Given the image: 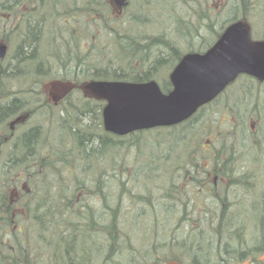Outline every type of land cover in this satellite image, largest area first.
I'll return each mask as SVG.
<instances>
[{
    "label": "rangeland",
    "instance_id": "obj_1",
    "mask_svg": "<svg viewBox=\"0 0 264 264\" xmlns=\"http://www.w3.org/2000/svg\"><path fill=\"white\" fill-rule=\"evenodd\" d=\"M2 1L16 7L21 2ZM57 2L51 16L58 23L57 39L44 43L45 54L22 49L18 39L11 40L5 58L0 59L1 75L7 78L1 82L5 90L32 85L38 90V83L30 76L45 73L52 77L62 68L68 78L77 76L80 81L115 76L127 81L149 78L168 91L169 73L178 58L191 50H205L213 41L203 37L207 29L221 31L240 18L244 6L253 38L264 37V0H129L120 12L111 6L112 0ZM66 4L80 6L82 11L72 9L63 15ZM16 7L7 24L17 19ZM76 13L81 26L72 22ZM86 15L90 19L85 24ZM175 18L185 31L172 23ZM134 24L142 26L143 39L158 33L164 37L150 38L139 46L130 44L129 34L120 36L118 30ZM2 29L8 31V26ZM188 30L196 33L188 36ZM38 45L40 51L42 44ZM129 46L133 48L126 50ZM117 48L125 55L123 66L113 59L118 57ZM82 54L86 61L79 62ZM24 61L29 62L28 67ZM66 64L65 70L62 66ZM141 73L143 78H138ZM27 102L7 107L0 115V133L4 130L9 136L12 132L6 142L0 137V177L9 180L10 175L14 180L12 173L24 170L25 177L29 173L24 180L31 181L32 193L25 195V203L35 226L28 236L30 248L19 256L22 264H165L168 260L177 264H240L245 260L264 264V229L261 236L256 234L258 223L252 220L248 235V226L236 234L232 228L239 218L227 230L217 224L221 209L217 211L216 203L213 212L206 209L212 207L213 196H221L224 209L236 210L244 222L264 213V82L238 77L212 104L170 133L173 163L184 161L185 165L165 173H139L147 166L137 165L134 158L146 142L139 140L148 134L139 135L128 151L125 141L107 143L101 139V144L86 148L89 140L66 122L64 109L48 114L34 108L39 106L37 100ZM29 112L32 116L28 120L15 124L13 130L9 125L7 130V123L14 119L9 117L28 116ZM23 135L27 142L19 140ZM222 144L229 155L227 165L225 154L215 157ZM40 156L50 162L38 179L29 165ZM215 165L223 168L216 177ZM234 178L239 181L231 183ZM35 208L36 214L32 211Z\"/></svg>",
    "mask_w": 264,
    "mask_h": 264
},
{
    "label": "water",
    "instance_id": "obj_2",
    "mask_svg": "<svg viewBox=\"0 0 264 264\" xmlns=\"http://www.w3.org/2000/svg\"><path fill=\"white\" fill-rule=\"evenodd\" d=\"M114 1L118 6L126 3V0ZM5 50V46H0V58L4 57ZM239 74L264 80V41L252 39L251 26L245 19L229 24L203 53L185 54L170 74L172 89L167 93L162 92L155 81H93L83 85V91L106 101L102 113L105 130L125 135L190 118ZM74 87L71 82L53 80L49 94L58 102Z\"/></svg>",
    "mask_w": 264,
    "mask_h": 264
},
{
    "label": "flooded vegetation",
    "instance_id": "obj_3",
    "mask_svg": "<svg viewBox=\"0 0 264 264\" xmlns=\"http://www.w3.org/2000/svg\"><path fill=\"white\" fill-rule=\"evenodd\" d=\"M38 0H21V2H18L17 5V20H12L8 24L4 21L6 18V13L9 11V7H12V5L6 4L3 6L4 11L0 15V24H2V27H5V24L8 26V31L5 29H2L0 26V46L4 45L7 50L9 45L11 44V40H17L22 44V49L30 48L31 51L35 53H44L45 49H43V45L45 44H51L55 43L57 39V32L56 28L58 26V23L56 21L51 20V16L54 13L55 8L58 5L57 0H40V3H37ZM66 9V13L64 10H61L63 15H67L69 10L72 11V9H77L74 12L82 11L80 6H74L73 4H66L64 5ZM14 8V6L12 7ZM77 14H75L74 17H72V22H76L77 25L81 26V22L78 20ZM89 17L86 15L85 18V24L88 23ZM5 23V24H4ZM67 22H62V24H66ZM35 28V31L31 32L30 29ZM31 32V33H30ZM33 33H37L38 37L35 38L32 36ZM69 41L66 43L68 44ZM26 44H29V47L25 46ZM39 44L41 45V49L39 51ZM35 46V47H34ZM20 49H18V52L20 53ZM24 51V50H22ZM21 51V52H22ZM60 56V55H59ZM62 57V56H60ZM85 55H80L77 59L79 62L86 61ZM67 60V61H66ZM62 61V59H61ZM65 61L68 62V58H65ZM29 62L24 61V66L28 67ZM63 65L62 67H64ZM26 74V73H25ZM29 74V73H28ZM19 77H22L20 74ZM31 80L38 83V90L31 87H26L23 89H17L12 93L11 95L8 94V92H4V96L0 94V107L3 108L4 106L14 107L16 104L20 103H26L29 104L27 101L31 100H37L39 102V106L34 107L42 112L46 113H53V110L59 109L62 110L69 106V103L73 104V101L76 97L80 98L81 96L88 98L84 94L83 91V84L87 81H80L79 78L71 77L68 78L66 76L65 71L60 70L59 75L56 76H47V74L42 75H33L30 76ZM143 78V77H141ZM24 79V78H23ZM59 79L61 81H70L74 83L75 87L72 91H70L64 98H62L58 102L52 101V99L49 96V84L51 81ZM149 78L144 79L145 81ZM24 80H27V77H25ZM92 80V79H91ZM139 81V80H136ZM21 94V95H20ZM72 94H76L73 96ZM32 96H34L32 98ZM14 102H11L10 100H14ZM30 99V100H29ZM41 99H44L42 102ZM20 100L22 102H20ZM27 100V101H26ZM78 102V101H77ZM8 107V108H9ZM32 116V114L29 112V115H18L16 117H9V119L14 118L11 123H7V130L9 125L11 126V130H13V126L17 123H23L26 120H28V117ZM49 117V116H48ZM53 117H58L56 114L53 115ZM44 120L47 121V117H44ZM66 122L74 126V122L77 121L76 119H73L71 117H65ZM100 121L103 124L102 117L100 115ZM28 122V121H27ZM72 129H75L74 127ZM147 133L149 134V130H142L134 133L133 135H138L139 133ZM12 135V132L9 136H7V133L4 132V130L0 133V137L2 141H7ZM26 138L25 135L19 137V140L24 141ZM129 137H120V142H124ZM112 141L116 142V138L112 139ZM136 141V139L134 140ZM140 141H146L144 143H147L146 146H148V137H145L144 140ZM78 144V143H77ZM143 144V143H142ZM126 145V151H128L127 147L129 146V142H126L124 146ZM2 153V149H1ZM60 156V155H55ZM50 162L45 157L40 156V158H36L34 163L32 165H29L30 169L33 171V175L39 179L40 173L43 169L46 168L47 163ZM70 168V167H69ZM216 169L214 173L217 175L219 171L223 168H220L219 166H216ZM1 171V170H0ZM14 180H11V176L8 175L9 180H2L0 177V264H22L23 260L21 257H19L22 253L27 251V247L30 248V245L28 243V239L30 236V231L32 230L35 225L31 220L29 219L28 213L26 212V203H25V195L32 193V189L29 183L31 181H25L24 170H19L14 173ZM29 174V173H28ZM27 174V175H28ZM26 175V177H27ZM25 177V179H26ZM233 183V182H231ZM35 209H32L33 213H35ZM261 210H264V204L261 206ZM249 215V211H246ZM262 214V212L258 213ZM264 215V213L262 214ZM258 231H256V234H259L261 236V231H263V224L259 223ZM248 235V233H247ZM22 256V255H21ZM17 258L20 260L17 262Z\"/></svg>",
    "mask_w": 264,
    "mask_h": 264
},
{
    "label": "trees",
    "instance_id": "obj_4",
    "mask_svg": "<svg viewBox=\"0 0 264 264\" xmlns=\"http://www.w3.org/2000/svg\"><path fill=\"white\" fill-rule=\"evenodd\" d=\"M241 4H243V3H241ZM246 16H247V6H244L243 11L241 13V17H246ZM175 23H176V25H178L177 20H175ZM30 31L31 32L35 31V28H33V29L31 28ZM215 34H218V33H215ZM127 35H128V38H129L128 41L130 44H135V46H139L140 42H142V36H139L140 35L139 33L137 36L132 29L125 27L122 31V36L127 37ZM25 46L29 47V44L25 43ZM131 48H133V46L127 47L126 50H130ZM27 50H29L31 52L30 48H27ZM119 51L123 52L122 50H119ZM123 59H124V56L121 57L119 61L121 62ZM0 69H1V67H0ZM4 77L5 76H2L1 71H0V93H3L5 91L4 87L1 86L2 80L7 81V78L6 77L4 78ZM7 77L10 78L8 75H7ZM116 77L117 76L112 77V78L117 79ZM14 80H12V81H14ZM11 84H13V83H11ZM13 92L14 91H12L10 93H13ZM3 96H4V94H3ZM81 99L83 100L82 97H80V98L76 97L73 101V104L69 103V106L65 108V112H66L68 117H71V118L77 120L73 124L74 125L73 127L75 128V130H78L79 132H81L89 140L88 143L86 142V148H91L89 146V144H92V143L101 144L99 142L100 141L99 139H101L102 141H105L107 143L110 142V140L114 139L115 137L113 135L103 131V129H102V124L100 121L101 106L98 103H94L90 100L79 101ZM7 107H9V106H4L3 108L0 107V115L4 114L7 111ZM5 109H6V111H5ZM83 120H87L90 123H85ZM173 128L169 130V133H173V131H172ZM175 128H176V131L179 130L177 127H175ZM166 133L167 132H165L162 135L151 136L152 141L154 143H156V145L153 146V148L147 147L146 146L147 143L141 144L140 148H142V149L137 151V153L135 154L134 160L138 162V160L142 161L141 159H143V160L145 159L147 161L146 162L144 161V165H146L147 167L155 168V169L162 168L164 170L166 169L167 171H169V169L173 166H176L175 168H177L179 170L182 169L183 166L185 165V162L183 161L180 165H175L173 163L175 156H174V153L172 152L173 148L170 145V143L165 148V143L170 138V136H168ZM34 134H35V129L32 130V133L30 135L33 136ZM141 134L142 133H139L138 135L129 136L130 138L126 139L125 141H128L129 144L135 145L134 142H136L138 139L136 141H134V140ZM28 140L29 139L26 138L24 140V142H27ZM79 143L82 144L81 138L79 139ZM104 145H106V144H104ZM164 150H166V151H164ZM223 154H225V156H226L224 161H223L224 165H227L228 164L227 162L229 161V155L225 153V146L222 144L219 146V149L216 150L215 157L222 156ZM156 156H160L162 158L160 160H157ZM146 157H147V159H146ZM221 204H222V206H221L220 213L218 215L217 224L221 228L228 230V226L235 224L236 217H237V218H239V223L235 224L234 227L232 228L237 234L238 232H240L242 229H244L246 227L245 222L243 221L244 219L242 220L239 217L240 214L235 212V211L225 210L224 209L225 201L223 200V198L221 200ZM207 209H208V207H207ZM213 211H214V208L211 210V212H213ZM229 214L233 215L235 217V220L231 221L230 219L227 218V222L225 224H223L224 223L223 222L224 216L229 215Z\"/></svg>",
    "mask_w": 264,
    "mask_h": 264
},
{
    "label": "bare ground",
    "instance_id": "obj_5",
    "mask_svg": "<svg viewBox=\"0 0 264 264\" xmlns=\"http://www.w3.org/2000/svg\"><path fill=\"white\" fill-rule=\"evenodd\" d=\"M32 36L33 37H35V38H37L38 37V34L37 33H33L32 34ZM78 59V58H77ZM68 64H66L65 66H64V68H65V70H66V68L68 67L67 66ZM144 76V74L143 73H141V75L140 74H138V78H141V77H143ZM21 95V94H20ZM72 95H74V94H72ZM11 102H14L15 101V99L14 100H10ZM116 142H118V143H120V136L119 135H117L116 136ZM162 157H160V156H156V159L157 160H160ZM154 170H156V171H159L160 173H165V170L164 169H162V168H157V169H155V168H152V167H146V169H141L140 171H139V173H143V171L144 172H146V173H151L152 171H154ZM9 173V172H8ZM7 173V174H8ZM227 218L228 219H230L231 221H234L235 220V217L233 216V215H226V216H224V218H223V224H225L226 222H227ZM263 219V221H264V215H262V214H258L257 216H255L254 217V220L256 221V223H260V222H262L261 220ZM260 244V243H259ZM262 248H264V245H262ZM170 260H168V262H169Z\"/></svg>",
    "mask_w": 264,
    "mask_h": 264
}]
</instances>
